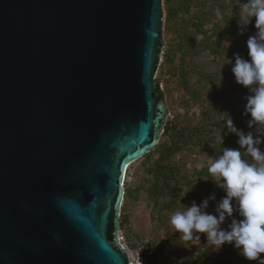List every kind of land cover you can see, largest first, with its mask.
<instances>
[{
	"label": "water",
	"instance_id": "obj_1",
	"mask_svg": "<svg viewBox=\"0 0 264 264\" xmlns=\"http://www.w3.org/2000/svg\"><path fill=\"white\" fill-rule=\"evenodd\" d=\"M164 17L163 0H0V264H129L124 172L169 113Z\"/></svg>",
	"mask_w": 264,
	"mask_h": 264
},
{
	"label": "trees",
	"instance_id": "obj_2",
	"mask_svg": "<svg viewBox=\"0 0 264 264\" xmlns=\"http://www.w3.org/2000/svg\"><path fill=\"white\" fill-rule=\"evenodd\" d=\"M167 1V30L172 33V38L168 50L164 52L165 68L159 70V74L177 79L183 107L187 108V112L178 113L173 120L166 121L158 144L136 161L144 172L140 190L128 185L124 196L125 200L138 198L139 191H142L155 212L153 217L164 224L176 209H184L192 201H202L213 192L217 199L225 195L213 181L204 180L211 179L207 166L198 165L201 157L214 161L222 154L224 147H238L235 134H228L224 139L225 122L230 115L237 127L247 131L242 107L246 103L243 97L247 89L235 81L232 65L226 63L230 58L234 60L236 53L250 59L247 55V39L256 31L253 18L244 34H239V11L236 14L231 12L237 8L239 0ZM217 6L226 11L223 24L217 22L214 15ZM227 42L231 45L229 49L223 47ZM211 57L218 59L211 62ZM261 147L264 149V144ZM183 201L187 203L183 205ZM124 207L121 208L120 228L127 219L123 215ZM167 241L168 245L175 247L177 236L168 232ZM182 242L190 245L193 263L208 264L215 261L216 258L211 255L213 248L209 247L204 234H201V240ZM159 247L163 251L168 250V246ZM142 252L149 264H154L158 252L154 243H149ZM174 252L182 259L180 250Z\"/></svg>",
	"mask_w": 264,
	"mask_h": 264
},
{
	"label": "clouds",
	"instance_id": "obj_3",
	"mask_svg": "<svg viewBox=\"0 0 264 264\" xmlns=\"http://www.w3.org/2000/svg\"><path fill=\"white\" fill-rule=\"evenodd\" d=\"M214 15L223 24L226 11L217 6ZM253 18L256 31L247 39L250 59L236 53L234 60L230 58L226 63L232 65L235 81L247 89L243 97L247 131L237 127L230 115L225 122L224 139L235 134L238 147H224L214 161L201 157L198 165L207 166L211 179L204 180L213 181L225 195L217 199L213 192L200 203L193 201L184 209H176L170 223L185 242L201 240L204 234L214 251L228 244L246 260L264 264V0H243L239 4L240 35ZM210 202H214L212 211Z\"/></svg>",
	"mask_w": 264,
	"mask_h": 264
},
{
	"label": "rangeland",
	"instance_id": "obj_4",
	"mask_svg": "<svg viewBox=\"0 0 264 264\" xmlns=\"http://www.w3.org/2000/svg\"><path fill=\"white\" fill-rule=\"evenodd\" d=\"M243 0H239L236 5L237 8L231 10L232 13L236 14L239 11V4L242 3ZM163 8L165 11L163 29H164V43L166 52L170 46L172 33H169L167 28L169 27L168 21V8L169 3L167 0H163ZM229 44V45H228ZM230 43L227 42L223 45L225 49H229ZM164 56L163 60L160 62V66L158 69V73L156 75V80L159 81L163 87L164 96L167 99L170 116L167 117V120H173L175 115L185 114L187 112V108L183 107V102L180 95V90L178 88V81L176 78L170 77L168 75H160L159 70L165 68L164 64ZM213 59H218L217 57H211V62ZM216 67V66H214ZM212 67V68H214ZM237 97H239L237 95ZM244 108V105H242ZM241 107V108H242ZM248 117L244 116V122L247 123ZM144 176L143 168L141 167L139 162L133 163L129 166L125 178L124 186H132L133 188H139L141 185V180ZM193 202V201H192ZM197 203L202 202L201 200L196 201ZM187 203V201L182 202ZM191 202L188 204L190 205ZM124 213L123 215L127 217L126 222L122 226L121 231L123 232L126 238V244L131 250H144L149 243H154V246L158 249L157 255L154 258V264H196L191 260L194 256L191 257L190 253V245L188 243H183L181 239H179V233L176 232L174 227L170 223V219L166 223H161L157 218L153 217L155 213L152 210V205L148 203L145 199L144 193L139 191L138 198L131 197L124 199L123 201ZM122 205V206H123ZM214 208V202H210L209 211H212ZM168 232H172L177 236V245L175 247H171L168 245L167 236ZM159 245L168 246V250L163 251ZM209 245V243H208ZM210 248H212L209 245ZM174 250H180L182 259H179ZM213 258H216L215 261L209 262L208 264H258L257 261H248L242 255H240L239 251L235 249L233 246L225 244L220 251H214L211 254ZM264 256V254H261ZM153 264V263H150ZM204 264V263H202Z\"/></svg>",
	"mask_w": 264,
	"mask_h": 264
},
{
	"label": "built area",
	"instance_id": "obj_5",
	"mask_svg": "<svg viewBox=\"0 0 264 264\" xmlns=\"http://www.w3.org/2000/svg\"><path fill=\"white\" fill-rule=\"evenodd\" d=\"M165 49V47H164ZM164 49L162 52V56H161V61L163 60V54H164ZM171 113H168V116H170ZM125 183V181H124ZM118 238H119V242L121 244V246L123 247V249L126 251L127 255H128V260H129V264H149L148 258L146 257V255L142 252V250H131L127 244H126V238L123 234V232L121 231V229H119V233H118Z\"/></svg>",
	"mask_w": 264,
	"mask_h": 264
},
{
	"label": "bare ground",
	"instance_id": "obj_6",
	"mask_svg": "<svg viewBox=\"0 0 264 264\" xmlns=\"http://www.w3.org/2000/svg\"><path fill=\"white\" fill-rule=\"evenodd\" d=\"M128 168H129V166L126 167L125 172H124L125 174H127V170H128ZM125 174H124V175H125ZM124 177L126 178V175H125Z\"/></svg>",
	"mask_w": 264,
	"mask_h": 264
}]
</instances>
